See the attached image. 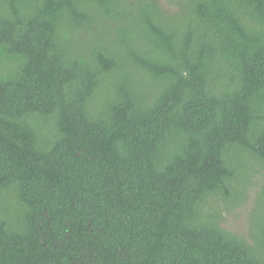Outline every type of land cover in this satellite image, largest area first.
Wrapping results in <instances>:
<instances>
[{
	"label": "trees",
	"instance_id": "16d2710c",
	"mask_svg": "<svg viewBox=\"0 0 264 264\" xmlns=\"http://www.w3.org/2000/svg\"><path fill=\"white\" fill-rule=\"evenodd\" d=\"M0 264H264V0H0Z\"/></svg>",
	"mask_w": 264,
	"mask_h": 264
},
{
	"label": "rangeland",
	"instance_id": "374dc122",
	"mask_svg": "<svg viewBox=\"0 0 264 264\" xmlns=\"http://www.w3.org/2000/svg\"><path fill=\"white\" fill-rule=\"evenodd\" d=\"M242 214V215H241ZM227 226L231 228H235L238 230H246V223H245V216L244 213H237L231 214L225 223Z\"/></svg>",
	"mask_w": 264,
	"mask_h": 264
}]
</instances>
